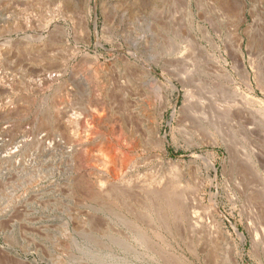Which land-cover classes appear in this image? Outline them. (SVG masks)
Returning <instances> with one entry per match:
<instances>
[{"label": "rangeland", "instance_id": "374dc122", "mask_svg": "<svg viewBox=\"0 0 264 264\" xmlns=\"http://www.w3.org/2000/svg\"><path fill=\"white\" fill-rule=\"evenodd\" d=\"M134 54L158 71L171 64L187 74L189 117L180 122L177 112L173 123L189 141L169 138L167 149L188 162L191 228L178 222L169 234L133 216L137 224L123 220L102 200L93 201L95 211L51 192L38 196L12 172L0 178V264H264V0H0V96L7 100L17 85L29 96L41 70L112 69ZM176 85L162 134L182 104ZM234 108L243 112L232 115ZM76 211L105 221L69 219Z\"/></svg>", "mask_w": 264, "mask_h": 264}, {"label": "bare ground", "instance_id": "6f19581e", "mask_svg": "<svg viewBox=\"0 0 264 264\" xmlns=\"http://www.w3.org/2000/svg\"><path fill=\"white\" fill-rule=\"evenodd\" d=\"M118 61L112 69L41 70L30 78L33 89H25L31 99L18 93L21 85L12 89L16 92L10 100L2 93L0 178L15 172L28 178L30 189L38 196L51 192L74 207L89 206L95 211L100 208L93 201L102 200L112 203L123 220L133 223V216L136 222L164 228L169 234L179 222L186 232L193 223L188 162L169 157L167 142L170 138L175 144L180 137L186 145L189 139L173 123L179 114L181 122L190 107L187 74L171 64H161L158 71L136 54ZM218 67L232 75L223 65ZM177 80L183 90L182 104L178 110L172 109L169 133L162 134ZM243 97L256 100L246 93ZM74 98L80 100L78 106ZM19 102L27 105L21 107ZM261 108L263 112L264 106ZM229 112L236 115L243 111L234 108ZM30 113L31 122L21 125ZM248 129L244 126L250 135ZM206 205L219 214L214 203ZM91 214L77 212L69 219L82 218L88 224L104 220ZM216 223L220 228V221ZM139 229L135 237L143 242L146 235ZM169 237L159 239L166 244Z\"/></svg>", "mask_w": 264, "mask_h": 264}]
</instances>
